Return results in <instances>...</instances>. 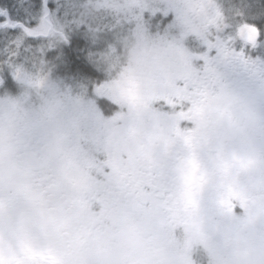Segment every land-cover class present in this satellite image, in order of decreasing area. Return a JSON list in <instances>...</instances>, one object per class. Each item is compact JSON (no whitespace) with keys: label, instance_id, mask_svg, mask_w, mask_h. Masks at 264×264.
<instances>
[{"label":"clouds","instance_id":"obj_1","mask_svg":"<svg viewBox=\"0 0 264 264\" xmlns=\"http://www.w3.org/2000/svg\"><path fill=\"white\" fill-rule=\"evenodd\" d=\"M119 2L127 6L129 0ZM148 2L170 12L173 21L155 32L135 27L119 36L118 66L109 76L111 90L105 89L112 96L106 100L109 114L95 112L90 101L97 105L100 99L92 90L69 92L52 78L42 85L43 99L23 87L17 97H0V233L13 241L56 239L60 264H193L194 253L198 264H264V69L233 70L214 62L210 67L219 79L209 87L215 93L227 85L231 121L211 104L190 111L176 135L175 121L154 113L151 101L170 81L196 75L197 66L190 67L188 55L171 42L182 32L207 36L210 25L202 22L207 9H200V0ZM79 3L85 18L98 23L102 13L95 0ZM176 9L187 15V25ZM129 88L131 94L120 91ZM188 133L191 145L183 139ZM192 155L208 178L191 213L198 228L174 234L164 223L166 209L185 216L182 166ZM233 155L255 163L240 168ZM221 159L232 165L227 172ZM42 170L56 187L39 183ZM96 172L114 193L121 184L155 187L126 215L116 196L103 206L90 201L83 210L74 208L65 177ZM229 186L243 198L232 200L231 213L218 204ZM128 219L137 223L135 249L124 231ZM61 220L70 224L72 236L56 237L53 225Z\"/></svg>","mask_w":264,"mask_h":264},{"label":"snow or ice","instance_id":"obj_2","mask_svg":"<svg viewBox=\"0 0 264 264\" xmlns=\"http://www.w3.org/2000/svg\"><path fill=\"white\" fill-rule=\"evenodd\" d=\"M148 4V0H129L127 6L119 0H95V8L113 19V24L106 26L100 22L102 17L98 23L86 19L84 5L79 0H28L26 6H21L20 0H0V89L9 90L19 84L23 88H34L37 99H43L42 85L51 78V62L45 58V54L57 44L67 43L68 33L73 27L83 25L93 43H98V33L115 31L122 23L134 22L136 28H142L143 13L148 10ZM198 6L201 10L207 9L202 22L210 25L209 34L205 37L195 36L189 47H185L187 32H182L171 42L173 48L188 55L190 67L197 66L194 68L196 75H183L170 81L167 90L151 101L154 113L171 117L178 133L180 121H186L190 111L202 112L211 104H215L221 119L231 121L230 98L225 90L227 85L221 84L215 93L209 87V83L219 79L210 67L214 62L233 70L237 66L253 71L264 69V17L250 19L241 8L231 3L226 6L225 0H200ZM156 11H161L163 15L168 13L164 9H151L153 14ZM176 14L185 25L189 23L183 10L176 9ZM118 40L119 36L113 37L110 41L102 42L103 46L98 51L89 53V59L104 78L98 81H74V86L84 93L88 92L90 84L93 95L101 102L112 99L105 89L111 90L109 76L118 66ZM64 87L71 92L73 85L64 84ZM120 91L131 94V88ZM90 104L96 113L102 115L95 99ZM104 107L108 109L111 104L106 103ZM183 139L191 145L192 134L183 135ZM232 162L240 168L252 163L250 159L235 155ZM231 166L221 159L220 167L224 172ZM207 179L194 155L183 162L180 201L185 222L191 229L198 228V222L191 213L203 199ZM233 199L243 198L229 186L227 192L220 196L218 204L231 213ZM168 210L174 209L169 207ZM0 264L18 262L10 252L6 257L5 250L0 246ZM38 264H54V259L41 256Z\"/></svg>","mask_w":264,"mask_h":264},{"label":"flooded vegetation","instance_id":"obj_3","mask_svg":"<svg viewBox=\"0 0 264 264\" xmlns=\"http://www.w3.org/2000/svg\"><path fill=\"white\" fill-rule=\"evenodd\" d=\"M162 9L159 6L149 3L148 10L143 13V27L151 32L162 30L166 25H169L173 21V16L170 12L167 15H163L161 11H156L152 17L149 16L151 9ZM101 23L104 25H112L113 20L108 15H101ZM264 17V15H263ZM135 28V23L125 22L122 23L115 31L105 30L98 33V43H93L87 34L86 28L81 25L80 27H73L68 33V42L59 43L58 51L60 59H57L58 70L55 71V77L52 78L57 81H62L64 84L73 85L72 91L78 92L80 89L74 86V81L79 79L81 82H87L89 79L98 81L104 78L103 73L93 65L89 59L90 52H96L103 46L102 42L110 41L113 37L120 36L131 31ZM195 35L188 33L186 38L185 47H189L191 41ZM118 55V50H117ZM255 55V54H254ZM91 90L89 84L88 92ZM22 92L18 91L16 85L11 89H0V97L9 96L17 97ZM107 101L97 104L102 115H107L111 112L112 107L105 109L104 104ZM176 135H181V132H177L174 129ZM166 139V138H165ZM250 159L252 163L248 166H252L255 161L250 157H244ZM246 167V168H248ZM40 175V184H46L49 188L56 187L51 183V177L46 170H42ZM65 184L67 191L72 194V205L74 208L83 210L87 207L90 201H98L99 205L103 206L107 199L114 196L118 197L122 201L121 214L126 215V210L134 204L136 200L144 199L149 193L154 190V185L146 184L143 189H136L130 184H121L118 192L114 193L111 187V182L100 172L89 175L70 174L65 177ZM31 189H27L30 191ZM58 191H61L58 189ZM167 215L165 218V226L174 234H178L185 230L191 229L188 227L185 216H181L175 210L169 211L166 209ZM147 214V210H145ZM57 238L70 237L73 235L71 226L66 220H61L53 225ZM195 231L196 229H192ZM124 231L129 247L135 249L137 241L135 234L137 231V223L134 219H128ZM79 237H77L78 239ZM0 246L5 250L7 257L10 252L17 260L18 264H38L41 256L47 258L52 257L54 264H60L58 249L56 246V239H48L47 237L40 241L30 240H17L5 238L0 233ZM30 250V251H29ZM115 264V262H113ZM131 264H142L140 261H132ZM193 264H198L196 254H193Z\"/></svg>","mask_w":264,"mask_h":264},{"label":"rangeland","instance_id":"obj_4","mask_svg":"<svg viewBox=\"0 0 264 264\" xmlns=\"http://www.w3.org/2000/svg\"><path fill=\"white\" fill-rule=\"evenodd\" d=\"M225 2H226V6L228 3H231L232 5L241 8L250 19H259L262 18L264 15V0H225ZM27 3L28 0H20L21 6H26ZM102 14L108 15L105 13ZM152 15L153 13L150 11L149 16L146 15V18L148 17L150 19ZM108 16L110 19H112L110 15ZM58 46L59 44H57L56 47L49 49L45 54V58L51 62V78L55 77V71L58 70L59 68L57 63V59H60ZM15 85L18 91L20 92L23 91L22 86H20L19 84H15Z\"/></svg>","mask_w":264,"mask_h":264}]
</instances>
